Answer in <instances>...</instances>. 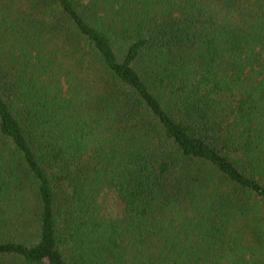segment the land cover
<instances>
[{
    "label": "trees",
    "instance_id": "trees-1",
    "mask_svg": "<svg viewBox=\"0 0 264 264\" xmlns=\"http://www.w3.org/2000/svg\"><path fill=\"white\" fill-rule=\"evenodd\" d=\"M0 264H264V0H0Z\"/></svg>",
    "mask_w": 264,
    "mask_h": 264
}]
</instances>
